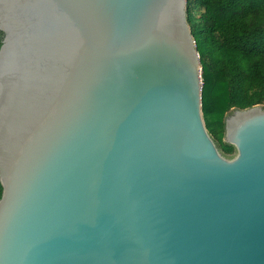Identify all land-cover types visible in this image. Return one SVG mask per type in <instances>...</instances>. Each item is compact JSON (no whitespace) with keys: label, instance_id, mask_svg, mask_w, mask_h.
<instances>
[{"label":"water","instance_id":"obj_1","mask_svg":"<svg viewBox=\"0 0 264 264\" xmlns=\"http://www.w3.org/2000/svg\"><path fill=\"white\" fill-rule=\"evenodd\" d=\"M222 142L185 0H0V264H264V107Z\"/></svg>","mask_w":264,"mask_h":264},{"label":"trees","instance_id":"obj_2","mask_svg":"<svg viewBox=\"0 0 264 264\" xmlns=\"http://www.w3.org/2000/svg\"><path fill=\"white\" fill-rule=\"evenodd\" d=\"M185 14L198 55L204 127L231 157L222 142L224 117L264 107V0H185Z\"/></svg>","mask_w":264,"mask_h":264}]
</instances>
